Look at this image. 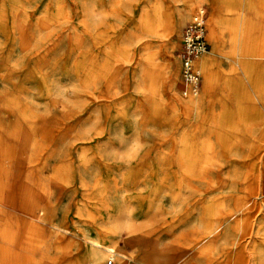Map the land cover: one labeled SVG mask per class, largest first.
I'll list each match as a JSON object with an SVG mask.
<instances>
[{
  "label": "rangeland",
  "instance_id": "rangeland-1",
  "mask_svg": "<svg viewBox=\"0 0 264 264\" xmlns=\"http://www.w3.org/2000/svg\"><path fill=\"white\" fill-rule=\"evenodd\" d=\"M214 1L0 0V192L45 220L38 264H88L114 227L127 264H209L208 211L234 226L212 264H264V0ZM200 7L214 79L182 98L168 66Z\"/></svg>",
  "mask_w": 264,
  "mask_h": 264
},
{
  "label": "bare ground",
  "instance_id": "bare-ground-1",
  "mask_svg": "<svg viewBox=\"0 0 264 264\" xmlns=\"http://www.w3.org/2000/svg\"><path fill=\"white\" fill-rule=\"evenodd\" d=\"M182 2H183V4H182L183 6L181 7V9H177V16L180 18V20L185 18V11L189 8L188 0H182ZM214 5H215L214 10H218L219 5H220V0H215ZM173 14H174V12L172 13V17H174ZM166 16H167V14H166ZM211 25H212L211 27H212L213 32L215 29H218L220 27L221 22L217 16L212 17ZM169 26L170 25H169L168 21L165 22V20L164 21H162V20L158 21L157 20L158 30L162 31L164 34H166L167 37L171 36V34H172V31L169 29L170 28ZM212 63L213 62H212L210 56L205 57L202 60L200 59L198 61V67L205 74V89L206 90L211 87V82L214 79V77L212 75L214 65ZM178 69L176 68L175 64L174 65L171 64L170 66H168V71H169V74L171 77V82H172L173 86H177L175 84L177 82V74L179 73ZM199 72H200V70H199ZM178 79H179V77H178ZM188 96H190V95H188ZM8 138H10V137H8ZM26 167H29V166H26ZM33 184H35V183H33ZM14 188H15V186H14ZM33 188H35V187H33ZM27 192H29V191L27 190ZM25 194H26V191H25ZM27 195H28V193H27ZM27 195H26V197H27ZM6 197H8V196H5V198ZM5 198L2 196V194L0 192V205L3 207V209L0 210V264H3V259H5L8 262L10 261V264H14L15 262H16V264H18V263L19 264H29V263L30 264H38L36 262V260L34 261L33 259H35V257L42 256V254L45 250L43 247L39 246L40 244L34 245L33 243L35 242L34 239L37 238V236L41 232H43L42 230H44L43 229L44 227H43L42 222L45 220H43V217L40 214H38V212H36V211H32L31 213H29V211H28L27 212L28 214H26L23 211L25 209H23L22 212L20 210V213H24L25 215H29L31 217L25 216L24 214H18L16 211H14L15 213H13L12 210L8 211V209L10 208L11 205H9L8 201ZM33 205H35V204H33ZM208 212H207L206 217H207V219L209 218L210 223H208V224L205 223V225L202 226V228L200 230V234H201L199 236L200 238H198V240L195 242V244L192 245V248H193V250L197 251L201 246L204 245L205 247L200 249V251L202 252L205 250V251H207L206 253H209V258H210L209 264H212V258L214 257L213 251L215 249L216 237L225 231L232 230V228L234 226L233 225L231 226L229 224V222H227V219L222 217V215H220L219 213L211 214L212 212H210L208 214ZM53 229H55V228H53ZM21 230H22V232H21ZM49 233H51V232H49ZM24 235H25L26 240L23 237ZM55 235H57V234H55ZM27 239H31V240L28 241ZM106 241H109L111 243V245H108V246L105 245L103 242H106ZM128 241L129 240L126 238V232L120 227H114L112 229H104L103 231L98 232L96 238L91 237L90 239H88L86 241V244H87V263L88 264H101V261L103 260L104 256L107 253L108 254L112 253L113 256L115 255L117 257V260L122 261L125 264H127V262H132V261H130V259H128L129 257L128 258L126 257L125 252L121 253L118 251V246H119L118 244L119 243H125L126 244V243H128ZM111 250H113V251H111ZM22 253L27 255V256L29 255V256L25 257ZM113 256H110V258H112ZM19 258H21V259L24 258L25 260H21L19 262L18 261ZM252 262H253L252 264H256V258L254 256L252 257Z\"/></svg>",
  "mask_w": 264,
  "mask_h": 264
},
{
  "label": "built area",
  "instance_id": "built-area-1",
  "mask_svg": "<svg viewBox=\"0 0 264 264\" xmlns=\"http://www.w3.org/2000/svg\"><path fill=\"white\" fill-rule=\"evenodd\" d=\"M206 22L207 10L205 7H200L181 32L177 58L183 97L196 96L200 89L201 74L198 61L208 53L209 49ZM107 264H113V257L107 260Z\"/></svg>",
  "mask_w": 264,
  "mask_h": 264
},
{
  "label": "crops",
  "instance_id": "crops-1",
  "mask_svg": "<svg viewBox=\"0 0 264 264\" xmlns=\"http://www.w3.org/2000/svg\"><path fill=\"white\" fill-rule=\"evenodd\" d=\"M196 11H197V9H196ZM196 11H195V12H196ZM195 12H194V13H195ZM193 15H194V14H193ZM193 15H192V16H193ZM190 19H191V18H190ZM207 19H208V13H207ZM189 21H190V20H189ZM189 21H188V22H189ZM188 22H187V23H188ZM206 30H207V28H206ZM208 48H209V46H208ZM177 60H178V58H177ZM178 64H179V63H178ZM178 67H179V65H178ZM179 84H180L179 88H180V93H181V91H182V85H181V81H180V72H179ZM189 97H190V96H188V97H186V98H189ZM182 98H185V97H182ZM1 209H3V207L0 205V210H1ZM9 210H12V212H13V209L9 208L8 211H9ZM13 213H15V212H13Z\"/></svg>",
  "mask_w": 264,
  "mask_h": 264
}]
</instances>
